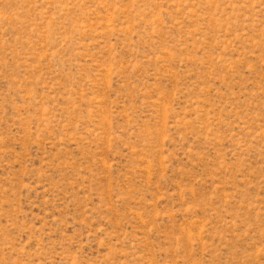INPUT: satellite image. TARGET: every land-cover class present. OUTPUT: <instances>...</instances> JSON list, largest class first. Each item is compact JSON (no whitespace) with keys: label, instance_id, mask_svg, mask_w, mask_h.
Returning <instances> with one entry per match:
<instances>
[{"label":"rangeland","instance_id":"rangeland-1","mask_svg":"<svg viewBox=\"0 0 264 264\" xmlns=\"http://www.w3.org/2000/svg\"><path fill=\"white\" fill-rule=\"evenodd\" d=\"M0 264H264V0H0Z\"/></svg>","mask_w":264,"mask_h":264}]
</instances>
